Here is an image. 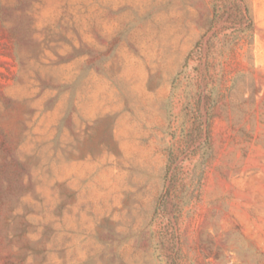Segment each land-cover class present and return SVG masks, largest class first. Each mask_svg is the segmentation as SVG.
<instances>
[{
  "label": "rangeland",
  "instance_id": "obj_1",
  "mask_svg": "<svg viewBox=\"0 0 264 264\" xmlns=\"http://www.w3.org/2000/svg\"><path fill=\"white\" fill-rule=\"evenodd\" d=\"M0 264H264V0H0Z\"/></svg>",
  "mask_w": 264,
  "mask_h": 264
}]
</instances>
